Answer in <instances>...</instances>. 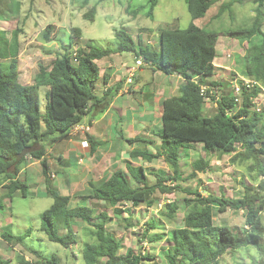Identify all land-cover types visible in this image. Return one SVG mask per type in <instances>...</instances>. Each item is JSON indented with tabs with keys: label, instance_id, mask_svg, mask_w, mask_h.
Segmentation results:
<instances>
[{
	"label": "trees",
	"instance_id": "16d2710c",
	"mask_svg": "<svg viewBox=\"0 0 264 264\" xmlns=\"http://www.w3.org/2000/svg\"><path fill=\"white\" fill-rule=\"evenodd\" d=\"M149 1L150 13H154L160 0ZM186 1L192 21L186 28H162L157 48L152 49L150 44L137 41L125 28H116L117 46L103 48L88 44L86 48L70 50L63 44L64 52L58 53L46 64H38L35 80L30 84L20 81L18 57L21 30L9 32L0 28V188L5 189V194L0 195V210L3 196L13 197L18 191L23 196L28 195L27 180L17 176L26 163L25 154L30 153L41 159L46 190L54 199L42 214V229L50 240L68 248L76 240L73 221L80 219L91 222L95 227L92 230L95 240L86 242L82 247L86 264H100L103 260L106 264H143L144 258L148 259L131 248L124 255L120 254L121 240L106 231L109 208H112L116 218L128 222L134 215L131 208L142 202L148 206L155 205L154 192L158 189L169 190L165 183L169 180L177 182L183 177L182 158L188 156L191 145L199 143L204 144L207 153L214 151L220 155H232V162L246 165L251 183H247L246 179L240 180L244 187L241 197L212 193L205 196L200 191L190 190L191 196H186L184 203H168L161 212L164 217L173 219L178 212L184 211L181 226L169 238L172 243L168 252L170 264H220L221 257L226 253L243 246L258 249L259 264H264V244L260 242L264 232V107L257 110L253 103V99L262 92L260 85L264 87V0H255L258 3L257 14L251 26H236L230 30L240 42L249 40L247 61L242 66V72L260 85L254 83L252 88L244 87L241 102L236 100L232 90H224L218 99L216 112L211 115L203 112L205 98L201 94V84L193 77L200 75L204 82L206 77L214 74L220 32L202 27L194 20L206 16L216 5L219 6L218 15H221L231 10L235 2L243 0H230L222 4L221 0ZM85 3L89 1L85 0ZM95 14L96 8L92 7L84 17L94 21ZM53 30L54 25L49 24L44 34L46 39L51 40ZM73 30L77 36H81L80 28L74 27ZM257 36L260 37L258 42L254 41ZM123 52L135 53L137 57H144L154 70L180 75L184 79L177 93L163 101V126L158 132H152L159 138L161 149L154 153L146 145L143 147L154 141L147 135L128 139L129 143L140 142L131 150L130 157L149 161L164 157L173 168V174L155 171L157 181L150 184L143 166L128 162V172L121 168L115 170L99 185L95 184L90 193L78 195V201L73 205L70 195L52 189L50 165L45 154L51 145L66 138L76 124L85 122L86 118L92 121L96 105L101 101L95 91L101 75L98 61ZM109 77L106 71L103 81L108 82ZM46 85L49 86V102L46 112L42 113L39 89ZM111 93L113 91L108 88L102 101ZM23 116L25 125L20 123ZM87 137L93 149L95 140ZM36 142L42 143V146L33 150ZM209 166V157H199L193 161L188 178L206 172ZM128 173L133 176L134 182ZM214 202L218 204L220 212L245 211L246 223L250 228L236 234L228 224H215ZM95 219L98 222H94ZM61 222L67 229L65 234L60 233ZM158 226L155 219L148 222L142 228V240L152 242L164 239L165 234L151 233V229ZM30 234L31 230L19 235L1 232L8 243H21ZM31 251L38 258L27 261L24 256H19L20 264H62L57 254L46 256L33 248ZM0 264L16 262L0 255Z\"/></svg>",
	"mask_w": 264,
	"mask_h": 264
},
{
	"label": "rangeland",
	"instance_id": "374dc122",
	"mask_svg": "<svg viewBox=\"0 0 264 264\" xmlns=\"http://www.w3.org/2000/svg\"><path fill=\"white\" fill-rule=\"evenodd\" d=\"M88 1L89 3L86 4L85 0H0V28L6 29L9 32L15 29L21 30L19 57L22 83H33L35 74L38 71V64L40 62L46 64L55 58L58 53L64 52L65 50L62 47L63 44H66L70 50H76L78 47L86 48L88 44H95L103 48L109 46L115 47L119 42L115 34V29L125 28L134 35L137 41L152 44L157 48L159 33L162 28H186L192 21L186 0H160L155 7L154 13H150L149 0ZM229 1L230 0H221L220 3L222 4ZM257 4L255 0L237 1L233 4L231 10L224 11L221 15H218L219 6L216 5L209 10L206 16L194 20L196 24L202 27L215 29L220 32L217 42V58L215 60L217 65L213 75L214 80H223V83H225L228 80L236 79L237 74L234 72V69L242 73V66L246 64L247 61V48L250 42L249 40L240 42L231 34L230 30L236 26H251L256 18ZM92 7L96 8L94 21L84 17V14ZM49 24L54 25V30L51 33V40L46 39L44 36ZM262 26L264 30V22ZM74 27L81 29V36H77L73 30ZM259 40V36L254 38L256 42ZM124 53L134 60V53ZM109 58L98 61L102 74L104 68L109 65ZM117 61L120 62L118 59ZM223 66L228 68L224 69ZM211 78L212 76H209L207 79L209 80ZM207 79H205L204 82L211 83ZM183 80V78L176 76L173 79H168V81L167 79H158L157 81H163L164 85L169 81L174 83L173 87H171L174 89L172 93L174 94L184 82ZM200 80H202V77ZM125 81H127V78ZM230 85L231 83L228 81L224 86ZM224 86H222L223 89L229 91V88ZM48 90L49 86L40 88V110L42 113L46 112L47 103L49 102L47 98ZM142 91L143 93L149 92L148 86L144 85ZM147 103V106L151 107L148 101ZM257 103L260 104L259 107H264V92L260 93L258 96ZM204 106L207 114H211V109H213V111L215 110L212 102L205 101ZM143 114L138 112L136 116H133L132 111H130L129 119L135 118L137 121H144V124H148L150 121L156 119V115L150 117L144 110ZM123 115L127 118L126 114ZM157 115L159 116L160 114L157 112ZM118 118L120 120L123 118L121 113H118ZM158 122L157 124L153 123L152 126L157 132L163 126L161 117L158 119ZM20 123L22 125L26 124L24 116L21 118ZM43 125L44 123L42 120V128ZM91 127L90 124H86L84 127L80 128L76 126L72 130L75 134L84 135L86 132L91 131ZM141 129L142 127L139 126L138 130L141 131ZM140 135L154 137V144H160L159 138L152 133L149 127L142 130ZM62 141L64 144L67 142L65 139ZM113 141L114 139L112 142ZM145 145H147V143L142 146L144 147ZM41 146L42 143H38L34 148L40 149ZM187 153L189 156L182 158L181 161L183 177L177 182L175 180H169L165 183L167 187L170 188L169 190H156L152 195L156 201L155 205L150 207L145 202H142L141 206L137 207V209L131 208L134 215L128 222L116 218L112 214V208H109V219L106 231L112 234L116 239L121 240L120 254L124 255L126 251L131 248L137 254H143L144 257H148V259L144 258L143 264H170L168 252L171 249L170 246H172V243L170 241L171 239L168 238H171L170 236L172 233H165L166 236H168L165 239L152 242L148 240L143 241L141 235L143 231L142 226L144 227L143 224L150 222L154 218L160 219V216L164 218L160 214V210L166 206V203L173 201L184 203V198L186 196H191L189 193L190 190L203 191L206 189L204 194L212 193L221 195L225 193L230 197H241L244 193V187L240 184V180L246 179L247 183H251V176L246 165L234 163L232 162V155H220L219 152H216V156L212 158L214 165L209 167L210 170L207 168L208 171L206 173L204 172L196 177L188 178L193 169V161L200 156L209 157V155H206L207 152L204 144L191 145ZM217 156L221 157L218 158ZM46 157H49L47 159L50 165L51 176L56 175L58 177V173L60 172V178H62L61 192L62 190H66L68 193L64 192L65 194L72 195L71 204L74 205L75 202L78 201L77 194L81 193L80 191L83 190L71 188L68 174L63 172L66 165L63 164L62 160H59L58 157L51 156V153H49V156L46 155ZM162 158L163 157L151 163L156 165L153 169L159 170L162 168V170L171 172L169 174L172 175L173 168L171 167L172 170L168 168L169 164ZM29 161H35V158H30L29 155H27L26 162L29 163ZM59 166H64V168ZM71 167L74 170L76 167L78 171L80 170L76 162L72 164ZM38 170L39 169H31L28 174L31 186L29 185L27 196H23L21 192L18 191L13 197H2L3 207L0 210V255L12 259L16 264H20L19 256H24L27 261H35L38 256L31 251V248H33L46 256H51L53 254L59 255L62 264H86L82 257V247L86 242L95 240V236L92 232V230H95L94 225L91 224V222L80 219L73 221L76 240L68 248L58 242L50 240L46 232L42 229V214L52 205L54 199L47 192V186L44 180L39 179L41 174L38 173ZM148 176L150 177L149 182H154L156 180L154 174H151V170H148ZM55 179L56 177H53L52 181H50L51 187ZM83 185L86 187L85 181ZM57 188L59 189V186ZM73 191L75 192L74 194ZM3 194H5V189L0 188V195ZM213 205V220L215 224L221 225L226 223L232 229L237 230L234 231L236 234L242 233L243 229H247V227L250 228V225L246 223L245 211L228 210L220 213L218 204L214 202ZM183 212L184 211H180L177 214L179 224L181 223L180 220L184 214ZM125 216H127V214H125ZM141 219H143V221H139ZM225 220L227 222H225ZM93 221L98 222V219ZM262 222L264 225V215L262 216ZM60 224V233L65 234L67 229L63 226L62 222ZM175 224L176 223L168 224L165 230H172L171 227L176 226ZM28 230H31L30 236L21 243H8L1 235V232L19 235ZM161 230L157 229L153 232L162 234ZM260 242L264 244V232L262 233ZM259 259L260 255L258 249L254 246H243L221 257L220 264H259ZM100 264H106L105 260L100 262Z\"/></svg>",
	"mask_w": 264,
	"mask_h": 264
},
{
	"label": "crops",
	"instance_id": "0c3cea01",
	"mask_svg": "<svg viewBox=\"0 0 264 264\" xmlns=\"http://www.w3.org/2000/svg\"><path fill=\"white\" fill-rule=\"evenodd\" d=\"M117 59L120 60V62H118ZM18 60H19V71H20V57H18ZM108 60H110L109 65L104 68L103 74L101 72L100 78L98 79L97 85L95 87L96 94L98 95L99 99H101V101L99 100L96 105V110L94 111L95 115L92 119V122L90 123L88 118L85 120L86 123H89L92 126L91 131L88 133V135H90L95 140V144L93 146L92 152L84 156L80 155L82 154L81 152H79L80 154L78 153V151L81 149L80 148L81 145L79 141L80 139H84V135H79V136H70V137L68 136L64 138L65 140H67L65 144L62 141L63 139L55 142L49 148L48 152L45 154V156L46 155L49 156V153H51V156L58 157L59 160L63 161V164H65L66 167L65 168L64 166H59V167L64 168L63 172H65V174H68V180L70 182L71 188L73 189L79 188L83 190L80 191L81 193L77 195L83 193L87 194L90 191V189L94 187L95 184L99 185L101 182L107 179L115 170L119 168L125 169L128 172L129 171L127 167L128 162H132L134 165L137 166H143L148 182L150 181L149 180L150 177L148 176V170H151V174H154V178L156 179L155 171L158 170H154L153 167L156 165L151 163L156 162V160H158L159 158H156L153 161H149V160H143L142 158L130 157L131 150L139 146L140 142L129 143L128 139L139 136L142 130L147 129L148 127L152 132L156 131L155 128L152 127L153 123L156 124L159 123L158 119H160L161 117L163 101L167 97L173 95L172 93L174 91V89L171 88L173 87L174 83H171L169 81L167 82L166 85H164L163 81H157V80L167 79L168 81V79L170 78L173 79L176 76L181 77L180 75H168L160 70H154L153 67L146 65L144 67H141L140 69H138L139 68L138 67L136 70V72L137 71L138 72L137 73L135 72L136 74L133 77L132 83L127 84L125 79L128 77V75H131L132 73L131 69L134 67L133 60L130 57H128L124 52L112 54ZM215 64L217 63L215 62ZM134 68L136 69V67ZM106 71L107 73L110 74V77L107 80L108 82L103 81V75L105 74ZM21 79L22 77H20V81ZM144 85L148 86L149 92L143 93L142 90L144 88ZM108 88H110L113 91V93H111V95L107 99L102 101V98L105 96V92ZM147 101L150 103L151 107L147 106L148 105ZM213 106L215 107V110L213 111V109H211L210 110L211 114H213V112H216V106L214 104ZM143 110L150 117L152 115H156L155 117L156 119L150 121L148 124H144L143 123L144 121L141 122L137 121V119L135 118L129 119L130 111H132L133 116H136L138 112L140 114L141 113L143 114ZM157 112L160 114L159 116L157 115ZM203 112L205 115H211L206 113L205 106L203 108ZM118 113H121L123 116L121 120L118 118ZM123 114H126L127 118H125ZM138 125L142 127L141 131L138 130L139 129ZM152 138L154 140V137ZM113 139L114 141L112 142ZM154 143L155 141L147 143L146 146L148 147L149 151L155 153L159 151L161 147L160 144L155 145ZM36 144L38 143L37 142L34 143V147L36 146ZM193 145H202V143L193 144ZM34 147L32 149L36 150V148ZM215 153L216 152H209L206 154L209 155L210 158L209 167L214 165L212 158L216 156ZM187 155L189 156L188 153ZM200 157H206V156H200ZM217 157L220 158L221 156H217ZM162 159L164 160V157ZM75 162L77 163V166L80 167L79 171L77 170V167L75 170L71 167L72 164H74ZM169 166L168 168L171 169V166L170 167ZM31 169L33 170L39 169L38 173L41 174L39 179L43 180L42 165L40 163V160H35L29 163L26 162L25 165H23L22 168L20 169L17 176L26 179L28 185H30L31 181L29 180L28 174ZM159 170H162V168H160ZM208 170H210V168ZM165 172L171 173L168 171ZM58 174L59 176L58 177L56 176V179L53 181L52 188L58 190L61 194L69 195L67 194L68 192L66 190H62L61 192L62 178H60V172ZM128 176L134 182V178L130 173H128ZM50 181H52V179H50ZM84 181L86 182V187L83 185ZM156 181L157 179L154 182H149V183L153 184ZM58 186L59 189L57 188ZM205 191L206 189L200 192L203 195H206L204 194ZM64 192L67 193L65 194ZM74 193L75 192L73 191V194ZM70 196L72 198V195ZM139 206H141V204L134 208L137 209V207ZM164 207L160 210L161 212L166 209V206ZM183 216L184 214L182 215L180 224L178 222V216H176L173 219H168L164 216H163L164 218L160 216V219L154 218L155 220L158 221L159 226L151 229V233L153 235L155 234L159 235L160 233L153 231L157 229L159 230L162 229L161 230L162 235L165 233H172V235L170 236L172 237L175 229L181 226L183 222ZM143 219L139 221H143ZM225 222L227 221L225 220ZM147 223L148 222L143 224L144 227L142 226V228H145ZM171 223L172 224L176 223L175 224L176 226L171 227L172 230H165L168 227V224ZM232 230L237 231L234 229ZM167 237L168 236H166L165 234L164 239Z\"/></svg>",
	"mask_w": 264,
	"mask_h": 264
},
{
	"label": "built area",
	"instance_id": "2783aa9c",
	"mask_svg": "<svg viewBox=\"0 0 264 264\" xmlns=\"http://www.w3.org/2000/svg\"><path fill=\"white\" fill-rule=\"evenodd\" d=\"M150 46H152L151 48H153L154 45L150 44ZM135 64H136V67H139L141 65H149V63L145 60L144 57L137 58L135 61ZM135 70L136 69L133 67L132 71H135ZM236 77H237L236 79L230 81L231 87H232V94L236 97L237 101L241 102V100H242L241 97L243 96V93H244V87L252 88L254 83H258V85H260V84H259V82H255L252 79H250L246 76L240 75V74H237ZM197 78H198V76L194 77L193 79H197ZM128 82H131V76L128 78ZM201 88H202V91H201L202 95L206 98H210L211 96H215L216 99H219L220 95L222 94V90L218 86H211L210 87L206 84H202ZM261 88H262V92H264V87L261 86ZM257 100H258V97L254 98L253 103H254L255 108L257 110H260L261 107H259L260 104L257 103ZM235 110H237V108ZM80 127H84V125H79L78 128H80ZM88 148H89V144L86 141L83 142L82 147H81V151L82 152L87 151Z\"/></svg>",
	"mask_w": 264,
	"mask_h": 264
},
{
	"label": "clouds",
	"instance_id": "9594fccd",
	"mask_svg": "<svg viewBox=\"0 0 264 264\" xmlns=\"http://www.w3.org/2000/svg\"><path fill=\"white\" fill-rule=\"evenodd\" d=\"M149 44V43H148ZM156 47V46H155ZM154 46H153V48H155ZM152 48V49H153ZM134 56H135V58H134V60H133V62H134V67H136V64H135V61H136V59L137 58H139V57H137L136 56V54L134 53ZM141 57V56H140ZM149 63V62H148ZM151 64L149 63V65L148 66H150ZM217 64H215V66H216ZM144 66H146V65H141V66H139V68L138 67H136V70H137V68L138 69H140L141 67H144ZM223 68L224 69H226V68H228V67H226V66H223ZM136 70L135 71H132V69H131V75H128V77H127V83H132V81H133V76L135 75V72H136ZM234 72L236 73V74H240V75H243V76H245L244 74H243V72L242 73H239V72H237V70H235L234 69ZM214 75V74H213ZM212 75V76H213ZM131 76V82H128V78ZM198 76V78L197 79H193V80H195L197 83H199V84H206V85H208V86H218V87H220V89L222 90V92L225 90V89H223V87L222 86H224L225 85V83L226 82H230L231 80H228V81H226L225 83H223V80L221 81H219V80H214L213 78H211V79H207L208 77H206L205 79H207L208 81H210L211 83H205V82H203V81H201L200 80V75H197ZM194 77H196V76H194ZM193 77V78H194ZM213 79V80H212ZM223 83V84H222ZM231 83V82H230ZM224 87H227V88H229L230 90H232V87H231V85L230 86H224ZM201 91H202V88H201ZM40 92V91H39ZM201 94H202V92H201ZM203 96V95H202ZM204 97V96H203ZM205 98V101H209V102H212L215 106H216V110H217V105H218V99H216L215 98V96H211L210 98H206V97H204ZM40 102H41V100H40ZM229 113H231V112H229ZM232 114V113H231ZM86 124H89V123H86V122H81V123H78V124H76L74 127H76V126H79V125H86ZM73 127V128H74ZM72 128V129H73ZM71 129V131H70V133H69V137L70 136H79L78 134H75L74 132H73V130ZM88 133L89 132H86L85 134H84V139H80V141H79V143H80V145H81V147H82V143L83 142H87L88 144H89V148H88V150L87 151H84V152H82L81 151V149L78 151V153L79 152H81L82 154H80V155H82V156H84V155H86V154H89V153H91L92 152V144H91V142L89 141V139H88V137L87 136H90V135H88ZM67 136V137H68ZM64 139V138H63ZM80 147V148H81ZM27 155H29V157L30 158H35V160H40V162H41V159H38V158H36V157H34L33 155H31L30 153H26L25 154V159H27ZM46 157V156H45ZM47 158V157H46ZM30 162V161H29ZM32 162V161H31ZM49 163V162H48ZM53 177H56V175H54V176H51V179L53 178ZM210 193H208V194H206L205 196H208ZM168 204V203H167ZM166 204V205H167Z\"/></svg>",
	"mask_w": 264,
	"mask_h": 264
}]
</instances>
